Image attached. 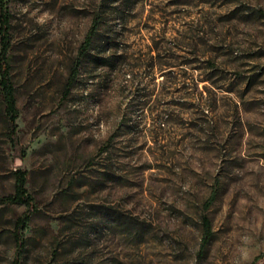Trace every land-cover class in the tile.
<instances>
[{
	"label": "rangeland",
	"instance_id": "rangeland-1",
	"mask_svg": "<svg viewBox=\"0 0 264 264\" xmlns=\"http://www.w3.org/2000/svg\"><path fill=\"white\" fill-rule=\"evenodd\" d=\"M1 1L0 264H264V0Z\"/></svg>",
	"mask_w": 264,
	"mask_h": 264
},
{
	"label": "trees",
	"instance_id": "trees-1",
	"mask_svg": "<svg viewBox=\"0 0 264 264\" xmlns=\"http://www.w3.org/2000/svg\"><path fill=\"white\" fill-rule=\"evenodd\" d=\"M2 13L0 16V89L2 100L5 107V113L9 120V129H10V138L14 145L18 144L17 138V128L16 121L18 119V108H17V99L15 93V87L12 77V69L9 61V49H10V20L8 12L5 10L3 2L1 1ZM101 24V18L98 16L94 19L93 24L88 31L82 45L79 48L78 57L76 59L75 65L73 67L69 84L71 85L76 79L79 67L83 59L87 56L89 50L91 49L95 37L97 36L98 28ZM16 188L15 192L12 195L0 197L1 204L15 203L23 205L26 208V212L23 217L20 218L16 224L15 228V240L18 247V254L22 251L25 243L23 240V231L27 225V222L30 220L31 214L34 210V202L32 197L28 194L27 190V173L21 169H18L14 172ZM215 193L210 197L206 202V208L214 202ZM203 227L204 235L201 243V249L203 250L210 243L213 236V226L212 222L208 216L203 217ZM255 264H262L261 258H258Z\"/></svg>",
	"mask_w": 264,
	"mask_h": 264
}]
</instances>
